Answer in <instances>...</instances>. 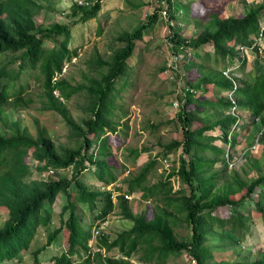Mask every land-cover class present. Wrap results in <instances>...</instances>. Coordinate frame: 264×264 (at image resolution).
Segmentation results:
<instances>
[{"label": "trees", "instance_id": "16d2710c", "mask_svg": "<svg viewBox=\"0 0 264 264\" xmlns=\"http://www.w3.org/2000/svg\"><path fill=\"white\" fill-rule=\"evenodd\" d=\"M102 1L95 0L89 8L73 2L71 5L73 17L79 13L80 15L72 19V24L96 17ZM158 6L160 7L159 3ZM40 7L35 0H0V54L19 52L17 58L20 68L27 65L34 67L40 61L39 68L47 98L45 107L61 115L80 142L75 148H67L60 154L50 138L42 133H38L35 138L19 131L13 135L0 133V206H5L8 214L7 219L0 226V264L13 258L21 261L20 251L28 249L37 227L39 225L47 227L49 224L50 209L47 205H51L61 193L66 195V204L61 207L60 215L68 210V216L63 222L67 231V248L53 256L54 264H133L130 259L140 251L139 264H165L168 257H178L184 251L189 252L196 264H223V262L211 261L213 256L211 246L205 244L208 233L216 227L224 230L225 225L228 224L232 233L241 238L242 242L246 240L250 225L248 221L252 220L237 215L239 216L241 207L246 203L245 200L253 199L252 194L255 193L256 187L263 189L264 174L248 183L238 182V178L234 176L233 181L238 188H245V192L238 198L231 196V190L214 194L212 192L214 174L205 177L204 172L219 158L224 163L226 158L220 154L223 151L220 147L208 146L218 154L213 159L203 158L198 148L201 146L200 139L216 138L204 135L206 130H212L216 125L221 131V135L217 136L219 139L230 142L231 145L236 143L235 136L231 140L226 139L229 127L238 118L242 119V123L245 119L231 114L233 105L239 111L241 109L248 113L249 123L256 124L260 129L264 127V50L259 53L258 47L252 49L255 53L253 70L245 72V53L240 57L234 46L235 43L251 46V35L255 36L259 33L261 29L259 23L264 20L262 16L264 0L260 3H246L244 12L236 17H221L219 10L209 11L207 25L195 37L183 36L173 29L169 39L173 42L174 49L181 55L179 61L181 73L182 70L185 73L194 67L190 63V56L186 54L187 51L193 52L211 45L215 55L214 66L209 67L199 81L191 84L188 89L180 87L182 102L177 120L181 126L182 139L172 140L164 144L162 149L167 154L181 147L183 155L180 157L177 170H172L165 182L144 185L146 175L155 160L141 168L136 177L127 180L128 192L139 191L141 198L145 200L157 196L161 205H157L154 215L146 219L144 212L133 214L127 207L126 198L120 195L118 198L120 213L124 219L130 220L132 225L119 232L111 241L103 237L104 234L100 235L96 242L97 250L94 252L91 251L89 244L92 232L82 226L74 204L94 210L97 209L99 205L97 201L100 200L101 205L92 219L102 221L113 211L114 191L107 188L90 189L79 179V175L88 165H92L98 169L95 176L98 181L105 185L116 181L114 166L107 162V157L112 154L107 132H115L117 125L113 120L115 83L126 75L127 59L133 54L135 41L142 39L143 31L156 20L159 7H156L153 13L137 27L131 31H124L116 37L124 45L117 48L109 60H97V65L105 66L106 69L100 71L98 77H90L87 85H71L63 78L52 80L56 73L61 72L64 60H70L76 55V51L67 47L71 34L68 23L55 22L46 27H40L35 23L31 13L33 9ZM168 9L169 17L173 19L174 13L170 7ZM59 35L65 37L60 46L44 48L46 39H55ZM239 57L241 59L239 65L234 66L232 70L233 79L235 83L237 82L234 89L233 81L222 74L218 62L227 60L233 65L235 58ZM197 68L201 70L203 66L199 65ZM15 78L13 72L4 66L0 67V108L10 97L15 100L20 99L19 90L12 89L14 86L11 85ZM126 83L125 77L124 84ZM82 89L85 90L88 99L87 112L82 118L85 128L71 118L63 103V99H69ZM208 90L213 91L214 98L197 95L198 92L204 93ZM54 91H58L59 95L54 96ZM229 91L232 98L225 94L221 95V92ZM189 105L193 108H188ZM199 118L202 119V125L194 126V122H198ZM262 140L264 143V137ZM30 149L33 158L43 162L39 167L40 170L46 171L50 167L58 171L72 166L71 176L26 180L31 174L30 167L25 161ZM131 153L134 154L135 159L139 156L136 150H132ZM204 163L207 164L206 169L203 168ZM172 175L180 176L188 187V194L181 191L179 196H169L170 187L166 189L165 186L170 183L169 178ZM257 194L254 211L264 223V191L261 190ZM226 205L230 208L228 217L215 213L217 207ZM181 221H185L191 230L188 240L179 238L175 232V227ZM238 226L242 228L243 233H239ZM61 230L62 226H59L47 234L46 242L32 252L31 264H38L37 255L52 244ZM102 248L104 252H101ZM114 248L120 256L109 254ZM81 253L86 255L83 262H76L73 257L80 256ZM229 262V264H264V253L252 261L240 257L230 259Z\"/></svg>", "mask_w": 264, "mask_h": 264}, {"label": "rangeland", "instance_id": "374dc122", "mask_svg": "<svg viewBox=\"0 0 264 264\" xmlns=\"http://www.w3.org/2000/svg\"><path fill=\"white\" fill-rule=\"evenodd\" d=\"M35 1L41 7L33 9L31 15L38 26L46 27L55 22L68 23L70 26L71 34L67 47L71 50L75 49L76 55L70 60H64L61 72L56 73L52 80L63 78L71 85H87L90 77H98L100 71H105L106 67L97 65V60H109L113 52L124 45L116 37L124 31H131L137 27L147 19L149 14L153 13L156 7H159L158 3L160 4L156 20L143 31L142 39L135 41L133 54L127 59L126 75L115 83L113 120L117 125L115 132H107L112 149V154L107 157V162L114 166V173L117 176L116 181L108 185L98 181L95 177L98 169L92 165H88L79 175V179L90 189L97 188L102 190L107 188L114 191L112 196V201L114 202L113 211L102 221L92 219V216L96 214L97 209L101 205L100 200L97 201L99 205L94 210L77 203L74 204L82 226L86 229L89 228L92 232L89 244L91 251L94 252L97 250L96 242L100 235L104 234L103 237L111 241L119 232L128 229L132 225V222L124 219L120 213L118 204L120 195L124 198H126L125 194L128 195V198H126L127 207L133 214L144 212L146 219L154 215L157 205H161L157 196L145 200L141 198L139 191L128 192L126 189L127 180L136 177L141 168L155 160L146 175L144 185L150 186L160 181L165 182L168 179V174L172 170H177L180 157L183 155L181 147L167 154L162 149L164 144L172 140L182 139L181 126L177 120L182 92L180 90L179 77L168 70L169 49L165 41V26L167 22L162 17L168 16L169 12L167 15H163L160 12L162 0H103L101 9L96 17L90 18L85 22L72 24V19H76L80 15L79 13L73 17L71 13V5L76 0ZM89 1L91 3L89 2V5L85 6V8H89L95 0ZM203 1L205 7H207L205 1L216 2V0ZM261 1L235 0L227 5L228 12L226 14L241 15L244 12L246 3H260ZM181 2L183 1H179L180 4L178 3V5L181 6ZM225 2V0H219L214 4L213 8L220 10ZM178 16L173 15V29L179 31L182 35L191 36L192 33H189V31H182L183 25L177 24L176 19L179 18ZM262 16L264 17V10ZM206 18L199 19L203 27L208 23ZM179 20L181 21V19ZM259 24L260 27L263 26L264 20H261ZM191 27L192 25L187 28L192 29ZM251 37L254 38V35H251ZM64 38V35H59L55 39H46L44 48L51 49L55 45L60 46ZM239 45V43H235L234 46L238 49ZM208 46L193 50L190 55V63H192L194 68L187 70L185 73L182 70L183 80L181 82L183 89L195 84L203 77L209 67L214 66L215 55L212 52L213 48ZM260 48L264 50V38ZM244 52L246 56L244 70L245 72H250L253 70L255 53L252 49L247 48ZM18 55L19 52L0 54V67L4 66L10 72H13V75H16L15 81L11 85L14 86L12 89L19 90L18 96L20 97L18 100L10 97L8 102L0 108V133L13 135L16 131H19L33 138L38 133H42L50 138L60 154L67 148H75L80 140L72 132L71 127L56 111L45 107L47 98L44 94L43 76L39 68L40 61L34 67L27 65L20 68ZM238 55L241 57L243 53ZM240 61L241 59H239ZM227 63V60L219 61L218 68L222 70L225 67H229L230 65L227 66ZM199 65H202L203 69H198ZM125 77L127 78L126 84H124ZM53 94L58 96L59 92L54 91ZM197 95L214 98L210 91L198 92ZM225 95L232 98L230 91L226 92ZM63 103L71 118L83 127L82 118L86 115V105L88 103L85 90L78 91V93H75L67 100L63 99ZM188 108L192 109L193 106L189 105ZM231 112L233 116H242L241 118L245 119V122L242 123V119L239 120L238 118L229 127L226 139L230 138L231 140L235 136L236 143L231 145L230 142L219 139L217 136L221 135V131L216 125L214 129H208L204 133L205 136L210 135L216 138L206 140L204 137L200 139L201 146L198 151L203 158L213 159L218 154L208 146H217L223 150L220 154L226 158V162L224 163L219 158L204 172V176L208 177L214 174V187L212 189L214 194H221L231 190V196L238 198L245 192V188H238L233 181L234 176L238 178V182L244 181L248 183L257 176L264 174V143L262 140L264 127L260 129L256 124L249 123L248 113L244 112V110L240 109L239 111L236 109L235 111L231 110ZM201 120L199 118L198 122H194V126L200 127L202 125ZM132 150H136L139 154L136 159L133 158ZM25 161L31 170V174L26 180L56 179L59 176L69 177L73 171L72 166L59 169L58 171L50 167L46 171L40 170L39 167L43 162L33 158L31 149L28 156L25 157ZM206 167L207 164L204 163L203 168L206 169ZM50 170H53V172H50ZM169 180L170 183L165 188L168 189L170 187V197L181 195V191L188 194V187L182 182L180 176L172 175ZM263 186V189L256 187L255 193L252 194L253 199H246V203L243 204L239 211V216L237 215V217H246V220H252L248 221L250 223L249 234L245 241L242 242L241 238L232 233L228 224L225 225L224 230L216 227L212 228L208 233V239L205 244L211 246L212 262L229 264L230 259H238L240 257L247 259L249 257V259L253 260L263 255L264 223L258 218L259 214L254 211L257 192L264 191ZM116 187L120 189L115 190L114 188ZM65 204L66 195L63 193L58 194L55 201L51 205H47L50 209L48 226L39 225L37 227L28 249L20 251L21 261L13 258L2 264H31L33 261L32 252L46 242L47 234L51 230L62 226L61 232L56 236L52 244L45 247L37 255L38 264H54L53 256L58 255L62 249L67 248V231L63 226V222L68 216V210L62 216L60 215L61 207ZM229 209L227 205L219 206L216 208L215 213L226 218L230 214ZM7 217V208L0 206V226H2ZM93 228L98 229L97 235H94ZM237 228L239 233H243L240 226ZM175 232L179 238L190 239L191 230L185 221H181L175 227ZM100 250L104 252L103 248ZM140 252L134 254L130 259L133 264H139L138 257ZM238 252L239 254H237ZM109 254L120 256V253L115 248ZM84 256L86 255L81 253L80 256L76 255L73 259L76 262H83ZM191 257L188 251H184L178 257H168L165 264H193Z\"/></svg>", "mask_w": 264, "mask_h": 264}, {"label": "built area", "instance_id": "2783aa9c", "mask_svg": "<svg viewBox=\"0 0 264 264\" xmlns=\"http://www.w3.org/2000/svg\"><path fill=\"white\" fill-rule=\"evenodd\" d=\"M89 2H90L89 0H76V3L79 4V5H82V6H88ZM169 3L172 5L173 0H162L161 1L162 9L160 10V12L163 15H167V13L169 12V9H168L170 7ZM162 17L167 22V25L165 26L166 27L165 41H166V45L168 46V49H169L168 70L172 74H175L176 76H180L179 77V80H180V84L179 85H180V87H182L181 80H183V74L180 71V65H179V61H180L181 55L174 49V44L169 39V37L173 33V19H170L169 13H168V16H162ZM263 32H264V25L261 26V29H260L259 33L257 35H255L254 38H252L251 46H246V45L240 44L238 46V49L236 48V50L239 52V54H241V53L244 54L245 53L244 50L246 48L247 49H253L254 47H258L259 53H262V49L260 48V45H261V42H262L263 37H264V35H263L264 33ZM180 48H182V46H180ZM192 53L193 52L191 50L186 52V54L189 55V56ZM239 59H240V57L236 61H234L235 64L230 65V66L234 67V66L238 65ZM230 66L223 68L222 69V74L225 75L226 77L230 78L233 81V86H234V89H235L236 88V84H235V81H234L233 75H232L233 74V71H232L233 69H231ZM186 89H188V87H186ZM189 90L192 91V89H189ZM231 110L235 111L236 110V106H234V105L231 106ZM50 172H53V170H50ZM125 197L128 198V195L125 194ZM98 232L99 231H98L97 228H93L94 235H97ZM191 259H192L193 264H196L194 258L191 257Z\"/></svg>", "mask_w": 264, "mask_h": 264}, {"label": "crops", "instance_id": "0c3cea01", "mask_svg": "<svg viewBox=\"0 0 264 264\" xmlns=\"http://www.w3.org/2000/svg\"><path fill=\"white\" fill-rule=\"evenodd\" d=\"M179 1H183L181 2V6L178 5ZM197 0H173L172 5H170V8L172 10V12L174 13L175 16H178L179 18L176 19L177 24L179 25H183L184 28L182 31H189V33H192L191 36H186V37H195L197 36L200 31L204 28L201 21H199L200 18H206L208 20V15H209V11L211 10H219L217 8H213L214 4L219 1L216 0V2H212V1H205V5L207 4V7L204 6V1L203 0H199L198 2H196ZM226 2L224 3L223 7L220 8V14L221 17H227V16H239L240 14H236V15H231V14H226L228 12V8L227 5L231 4V2L235 1V0H225ZM201 3V4H200ZM180 4V3H179ZM207 9V10H206ZM243 13V12H242ZM181 19V21L179 20ZM198 22V24H197ZM192 25V29L187 28L188 26ZM183 36H185L183 34ZM209 48H213L211 45L208 46ZM213 52V51H212ZM214 53V52H213ZM237 59L235 58L234 61H236ZM233 61V64H235V62ZM229 62V61H227ZM230 65L229 63H227V66ZM194 67H192L193 69ZM202 78V77H201ZM200 78V79H201ZM211 92V94L213 95V91L212 90H208ZM206 91V92H208ZM225 94V92H221L222 94ZM231 93V91H230ZM223 94V95H224ZM246 112V111H244ZM247 113V112H246ZM248 257V256H247ZM248 261H252V259H249V257L247 258ZM255 260V259H253Z\"/></svg>", "mask_w": 264, "mask_h": 264}]
</instances>
